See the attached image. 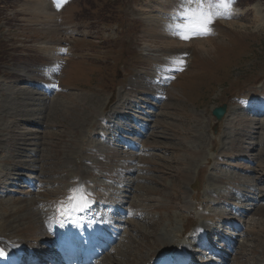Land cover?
<instances>
[{"label":"rangeland","instance_id":"1","mask_svg":"<svg viewBox=\"0 0 264 264\" xmlns=\"http://www.w3.org/2000/svg\"><path fill=\"white\" fill-rule=\"evenodd\" d=\"M27 1L0 0V230L17 215H31L17 209L33 200H41L30 207L40 211L38 219L45 201L63 200L79 164L102 201L128 187L120 218L134 214L117 227L123 236L101 264H151L162 250L186 244L202 223L234 237L221 250L230 256L226 264H264V122L251 129L245 109L234 113L240 99L264 100V0L229 6L221 0H59L58 11L46 0L55 15L50 25L31 21ZM182 7L210 13L214 34L184 42L153 33L160 24L145 21L169 19ZM225 16L231 18H219ZM173 59H183V71L171 70ZM158 71L172 75L165 86ZM36 78H53L61 87L45 97ZM131 81L139 90L130 99ZM150 87L163 92L151 94ZM223 104L228 118L216 122L211 110ZM118 106L132 117L122 131L134 129L133 119L145 128L141 139L139 131L127 136L137 151L118 143L117 129L104 131L115 147L100 146L94 136L98 118ZM228 141L230 154L222 148ZM249 186L261 188L258 201L231 195L235 188L248 196ZM216 188L218 204L208 193ZM227 202L246 214L231 212ZM37 218L21 232L28 240ZM232 221L240 229L227 225ZM129 246L128 258L121 254Z\"/></svg>","mask_w":264,"mask_h":264},{"label":"bare ground","instance_id":"2","mask_svg":"<svg viewBox=\"0 0 264 264\" xmlns=\"http://www.w3.org/2000/svg\"><path fill=\"white\" fill-rule=\"evenodd\" d=\"M51 3V2H50ZM52 4V3H51ZM24 6L26 7V9H27V11H29V12H31L32 14H33V19H31V21H33L34 23H40V24H43L44 23V25L46 24V25H50V24H52L53 23V21H54V17H55V15L51 12V9H50V7H49V3L46 1V0H28L25 4H24ZM52 7V6H51ZM167 20V21H166ZM145 21H147V22H149L150 23V21H156V22H158L159 24H160V27H158V28H156L157 30H159V31H155L154 30V32L153 33H156V34H158V32L161 34H164V35H168L171 39H175L172 35H170L169 34V31L167 30V28H166V25L170 22V19H168V18H161V17H159V16H145ZM166 21V22H165ZM163 23V24H162ZM47 27V26H46ZM174 41V40H173ZM198 41V40H197ZM198 42H201V41H198ZM174 43H176V42H173V44ZM200 45V44H199ZM52 53V52H51ZM50 72V71H49ZM158 76L160 75V74H162L161 72H159L158 71ZM162 76V75H161ZM160 76V77H161ZM50 77V76H49ZM135 80V79H134ZM32 81V80H31ZM34 81H37V80H34ZM139 82V81H138ZM36 83V82H35ZM135 82L134 81H131V85L133 86V88L131 87L130 89H129V91H130V93H134L135 91H137V90H139V89H137L136 87H135ZM139 86V85H138ZM157 86V85H156ZM159 88V87H158ZM148 90V89H147ZM155 90H157V89H155V88H153V87H150L149 88V90H148V92H151V93H154L153 91H155ZM126 105V104H125ZM127 108V107H126ZM131 108V107H130ZM261 108H263L262 109V114H259V115H257L256 117L254 116H248L247 118H243V122H245V124H247L249 127H251V129H254L253 128V126H255V125H258V124H260V123H263L264 121L263 120H261V118L264 116V107H261ZM125 109V108H124ZM123 109V110H124ZM132 109V108H131ZM247 109H252V108H250V107H248ZM100 111V110H99ZM136 111V110H135ZM133 112V111H132ZM244 112H246V109L244 110ZM129 113V112H128ZM246 114V113H245ZM260 115H262V116H260ZM121 116H123V115H121ZM260 116V117H259ZM173 117V116H172ZM258 117V118H257ZM127 118V117H126ZM260 126H261V124H260ZM165 128V127H164ZM253 134V133H252ZM249 149L248 148H244L243 150H242V152H245V151H248ZM166 151V150H165ZM264 154V153H263ZM251 159V158H250ZM253 160V159H252ZM79 163V162H78ZM40 167V166H39ZM43 167V166H42ZM76 168H77V174H75V179H77L76 180V182L77 183H80L81 185L80 186H82V184H83V188H86L85 187V178H84V174H83V170H82V166L81 165H77L76 166ZM75 168V169H76ZM75 173V172H74ZM73 173V174H74ZM202 173V172H201ZM72 176V177H73ZM73 185V184H72ZM75 186H78V185H75ZM78 189V191L79 190H82V188H77ZM261 191V190H260ZM259 191V192H260ZM258 192V193H259ZM45 194H47V192L46 193H41V195L43 196V195H45ZM243 194H244V192H243ZM257 196V195H256ZM48 197V196H47ZM47 200V199H46ZM251 200V199H250ZM41 200H33L32 202H31V204H27V205H25V206H22V207H19L18 209H17V211H19L20 213H26L27 211H30L31 212V215H28V217H26V214H24L25 216H23V215H17L16 216V218L13 216V218H15L14 220H11L10 222H9V226H8V230H0V247H4L5 249H6V251H7V257H9V258H16V259H20L21 258V254H23V253H25V251H28L30 248H28V243H30V244H34V243H38V242H40V241H42V239H44V232H45V229H47V227H48V225H46L44 222H39L40 220V218L38 219L37 217L39 216V213H40V211L38 212H34L33 210H35V209H33V208H30L32 205H34V204H36V202H40ZM47 201H45V204L46 205H48V207H49V205L50 206H53L52 205V203H50V202H47ZM17 211H16V213H17ZM41 214H43V213H41ZM44 215V214H43ZM35 216V218H37V221L38 222H36V221H34V222H36V224L34 223L33 224V229L31 230V231H35L36 232V234L33 232H31L33 235H34V239H30V240H28L26 237H24V236H22V234H21V232L23 231V230H26V229H29L30 227H31V217H34ZM20 217H21V219H20ZM36 220V219H35ZM22 221H25V223H26V226H24V227H22L21 228V224H22ZM43 221V220H42ZM190 222V221H189ZM11 224V225H10ZM32 228V227H31ZM11 232H13L14 233V235H10V233ZM29 232V231H28ZM29 232V233H30ZM47 239V238H46ZM45 239V240H46ZM134 242V241H133ZM133 242L132 241H130V245L132 246V244H133ZM137 245L139 244V243H136ZM135 245V244H134ZM131 246H129V247H126L125 248V253H122L121 255H123L124 256V254L126 255V257H128V255L129 254H131V251L132 250H130L131 248ZM138 247V246H137ZM136 247V248H137ZM140 247V246H139ZM136 251V250H135ZM139 252V251H138ZM179 252H182L178 247H176V246H170L168 249H166V250H162L161 252H159V256H158V258L157 259H155V257H154V264H163V260H164V258H166V257H176V256H178V254H179ZM119 256V255H118ZM129 256H131V255H129ZM154 256V255H153ZM133 257V256H132ZM118 258V257H117ZM129 258V257H128ZM134 258V257H133ZM140 259V258H139ZM182 259V258H181ZM110 260V259H109ZM108 260V261H109ZM105 261H107V260H105ZM111 261V260H110ZM129 261V260H128ZM112 262V261H111ZM131 262H132V259H131ZM111 264V263H110ZM113 264H120L119 263V261L118 260H113ZM127 264V263H126Z\"/></svg>","mask_w":264,"mask_h":264},{"label":"snow or ice","instance_id":"3","mask_svg":"<svg viewBox=\"0 0 264 264\" xmlns=\"http://www.w3.org/2000/svg\"><path fill=\"white\" fill-rule=\"evenodd\" d=\"M59 4V0H56ZM184 0H182L183 5ZM231 0H221V6H229ZM219 18H231L230 16L219 17ZM170 22L166 25L169 34L174 38L184 42H188L192 39L205 38L208 35L214 34L211 25L214 23L213 16L201 9H188L181 8V10H173ZM182 21V22H178ZM172 66L171 70L183 71L184 61L183 59H173L170 62ZM45 74L48 73L49 69L43 70ZM78 189H70L66 197V201H62L57 211L63 216L70 218L72 213H82L87 207V201L74 195ZM7 256V251L4 247H0V260ZM12 264H23V262L16 258H10ZM163 264H182V260L179 256L166 257L163 260Z\"/></svg>","mask_w":264,"mask_h":264},{"label":"water","instance_id":"4","mask_svg":"<svg viewBox=\"0 0 264 264\" xmlns=\"http://www.w3.org/2000/svg\"><path fill=\"white\" fill-rule=\"evenodd\" d=\"M223 112H224V107L214 111L213 114L217 117V119H220V117L222 116Z\"/></svg>","mask_w":264,"mask_h":264}]
</instances>
